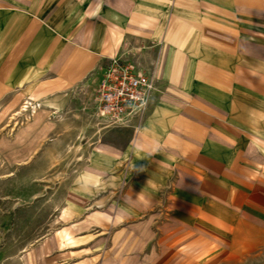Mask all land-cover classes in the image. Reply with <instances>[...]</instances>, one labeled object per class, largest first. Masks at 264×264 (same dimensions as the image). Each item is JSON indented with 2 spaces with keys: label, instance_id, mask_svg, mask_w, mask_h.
Here are the masks:
<instances>
[{
  "label": "crops",
  "instance_id": "1",
  "mask_svg": "<svg viewBox=\"0 0 264 264\" xmlns=\"http://www.w3.org/2000/svg\"><path fill=\"white\" fill-rule=\"evenodd\" d=\"M112 59L154 82L125 127L98 111ZM17 100L85 119L57 264H264V0H0Z\"/></svg>",
  "mask_w": 264,
  "mask_h": 264
},
{
  "label": "rangeland",
  "instance_id": "2",
  "mask_svg": "<svg viewBox=\"0 0 264 264\" xmlns=\"http://www.w3.org/2000/svg\"><path fill=\"white\" fill-rule=\"evenodd\" d=\"M84 122L39 103L0 102V264H57L74 221L70 193L92 183L73 179L87 152Z\"/></svg>",
  "mask_w": 264,
  "mask_h": 264
},
{
  "label": "built area",
  "instance_id": "3",
  "mask_svg": "<svg viewBox=\"0 0 264 264\" xmlns=\"http://www.w3.org/2000/svg\"><path fill=\"white\" fill-rule=\"evenodd\" d=\"M153 79L134 65L110 60L97 86L98 111L107 126L125 127L147 108Z\"/></svg>",
  "mask_w": 264,
  "mask_h": 264
},
{
  "label": "clouds",
  "instance_id": "4",
  "mask_svg": "<svg viewBox=\"0 0 264 264\" xmlns=\"http://www.w3.org/2000/svg\"><path fill=\"white\" fill-rule=\"evenodd\" d=\"M142 170H143L142 168L137 169V171H142Z\"/></svg>",
  "mask_w": 264,
  "mask_h": 264
}]
</instances>
